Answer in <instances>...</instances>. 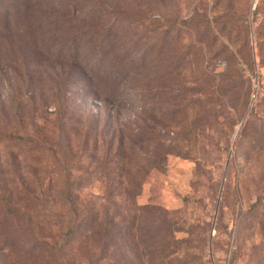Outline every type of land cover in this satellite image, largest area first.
<instances>
[{
    "label": "rangeland",
    "instance_id": "obj_1",
    "mask_svg": "<svg viewBox=\"0 0 264 264\" xmlns=\"http://www.w3.org/2000/svg\"><path fill=\"white\" fill-rule=\"evenodd\" d=\"M0 264H264V0H0Z\"/></svg>",
    "mask_w": 264,
    "mask_h": 264
},
{
    "label": "trees",
    "instance_id": "obj_2",
    "mask_svg": "<svg viewBox=\"0 0 264 264\" xmlns=\"http://www.w3.org/2000/svg\"><path fill=\"white\" fill-rule=\"evenodd\" d=\"M130 58V56L126 59H124L122 62H121V65H122V68H124V70L127 71V73L130 72L129 69H127L129 67V61L128 59ZM134 68H138V64H135ZM160 159H161V156H160ZM132 205L130 206H127L126 209H125V215H121L122 217V221H123V224L127 225L125 226V229H127L128 231V234L131 235V232H132V228L134 225H132V219H133V216H132V208H131ZM112 240V238H111Z\"/></svg>",
    "mask_w": 264,
    "mask_h": 264
}]
</instances>
